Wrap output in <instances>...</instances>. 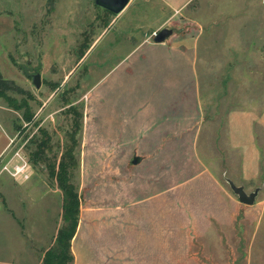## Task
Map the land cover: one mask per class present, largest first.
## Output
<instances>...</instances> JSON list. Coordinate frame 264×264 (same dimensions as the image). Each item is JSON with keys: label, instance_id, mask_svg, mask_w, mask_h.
I'll use <instances>...</instances> for the list:
<instances>
[{"label": "rangeland", "instance_id": "rangeland-1", "mask_svg": "<svg viewBox=\"0 0 264 264\" xmlns=\"http://www.w3.org/2000/svg\"><path fill=\"white\" fill-rule=\"evenodd\" d=\"M160 5L133 4L131 10L135 20H138L143 14L139 9L149 7V15L144 19L147 29L162 13L156 11ZM248 13L250 32L256 34L264 30V4L251 7ZM117 17L118 13L98 5L95 0H0V70L5 77H12L9 72L17 74V69L20 71L21 77L13 80L26 92L18 89L9 92L18 99L25 98L32 111V117L26 119L24 107L17 109L0 96V129H5L11 138L8 152L0 157V242L3 248L0 256L19 254L18 244L23 243L21 233L35 243L36 249L43 247L33 232L36 231L39 242L45 241L48 235L51 240L57 228L63 224V194L57 180L51 178L49 167L54 162L57 164L63 158L65 149L73 146L76 163L72 165L69 156L64 155V158L68 160L71 179L81 196L80 219L85 217L82 232L75 240L76 248H80L82 234L96 226H100L101 231H112L113 226L121 229L120 249H113V240H104V234L98 235L100 239L96 242L92 241L96 245L105 242L111 249L102 252L99 258H92L90 264L91 261L96 264H133L134 261L140 264L138 261H144L138 255L133 256V251L127 248L130 241L123 239V234L128 235L134 230L137 232L142 225L152 232L157 230L156 226L160 227L162 194L168 197L169 210L167 228L164 227L168 232L167 257L163 250V264L263 262V234H259L251 248V244L247 247L248 244L241 239V233L209 235L196 234L193 230L196 221L192 215L199 198L193 189L198 179H193V176L203 167L202 163L215 167L216 161L223 158L224 143L222 147L220 137L215 134L216 122L214 131L210 127V137L206 129L212 124L215 111L224 110L225 98L230 93L235 97L240 95L241 75L229 74L226 78L224 73L210 74L207 89H202V96L207 98H203L202 103L207 120L202 135L196 138L195 146L192 145V135L149 137L152 125L161 122L166 105H142L134 97L138 93L136 88L139 83L148 86L155 81L150 78L152 72L144 69L128 77L119 72L110 80L115 81V86L120 83H128V86L117 90L110 83L104 94L97 89V81L114 61L120 59L119 54L130 47L128 43L125 45V41L112 39L118 32H111L97 40L101 32L116 24ZM9 22L14 23L13 29L6 31ZM164 26L178 34L198 31V24L181 15L174 16ZM153 29L149 31L151 37L154 31H158ZM221 45L222 41H218V50ZM49 48L60 55L50 68H44L43 55ZM114 48L115 52L112 53ZM5 52L12 62L11 66L4 57ZM238 58L237 69L240 73L242 58ZM217 59L221 61L224 58ZM217 59V64H220ZM20 66H24L28 73ZM35 71L42 73L40 87L32 80L31 73ZM230 77L238 81L233 83L231 89ZM201 81L205 85L207 80ZM139 91L145 93L142 87ZM187 114L190 117L191 113ZM45 137L48 141L42 147L43 159L34 163L30 159L31 151L37 148L36 142ZM167 141L169 150L161 152ZM17 152H20L19 155ZM135 155L141 157L138 163L132 161ZM23 158L28 161V179L21 175L16 177L8 169H2L5 162L11 160L13 166ZM165 162L167 169L161 167ZM221 179L230 190L229 184L224 178ZM166 185L168 190L165 189ZM24 195L35 200H28L25 209L20 201ZM25 210H29L28 213ZM8 211L15 216L18 225ZM248 220L251 219L243 214L239 225L252 229L254 224ZM221 238L233 242L228 246L226 240L222 242ZM46 248L40 250L44 252ZM81 252L78 251V256L72 252V264H86L87 260ZM155 256L156 251L152 257ZM25 260L30 263L28 258ZM147 262H150L149 257Z\"/></svg>", "mask_w": 264, "mask_h": 264}, {"label": "crops", "instance_id": "crops-1", "mask_svg": "<svg viewBox=\"0 0 264 264\" xmlns=\"http://www.w3.org/2000/svg\"><path fill=\"white\" fill-rule=\"evenodd\" d=\"M133 4H145V6L161 4L156 11L162 13L157 17L154 25L146 29L144 19L149 15V7L139 9L143 14L141 13V19L135 20L133 10H131ZM259 4H264V0H157V2L150 3L129 0L124 9L118 13L117 25L113 24L114 27L111 26L112 28L101 32L97 39L100 41L101 37H107L111 32H118L112 39L117 42L118 40L125 41V45L128 43L130 46L127 51L119 54L120 59L114 61L113 65L97 81V89L102 91V94L105 88L109 89L107 87H110V83L114 84L113 87L115 86V81L110 79L119 72L127 77L132 73L142 72L144 69L152 72L153 76L150 75V78L155 81L148 86L139 83L140 85L136 88L138 93L134 97L142 105H156L154 103L166 105L164 114H161L163 116L160 118L161 122L152 125L149 137L153 135L165 137L192 135L194 137L192 145L195 146L196 138L202 135L207 120L202 111V103L204 99H207L202 96V89L204 87L207 89L206 84L210 81V74L220 72L224 73L226 78L229 74L241 75L240 95L235 97L230 93V96L225 98L224 110L215 111L213 114L215 116L211 119L212 124L206 129L207 136L210 137V131L213 130L214 122H216L215 134L220 137L221 146L224 143L223 158L216 161L215 167L202 163L203 167H200V170L193 176V179H198L193 189L194 194H198L199 198L192 218L196 221L194 233L209 235L219 233L238 235L241 233V239L248 244L247 247L251 244V248L259 234H263L264 243V30L256 34L251 33L248 18L249 9ZM176 15H181L198 24V31L191 34H178L173 31L166 40L155 41L153 36H150V28L154 27L153 30H159ZM13 25V22H9L6 31H11ZM115 27L117 28L113 30ZM218 41H222L220 50L217 49ZM59 55V52L56 53L49 48L43 55L44 68H50ZM4 57L11 66L12 62L6 52ZM220 57L224 59L219 61L217 58ZM238 57L242 58L240 73L237 69L240 62ZM216 59L220 64H217ZM8 74H12V77L6 78L19 79L21 77L18 69L17 74L10 72ZM201 79L207 80L205 85ZM236 82L238 81L230 79V89ZM128 85V83H123V85L120 83L114 88L122 90V87ZM140 87L145 90V93L139 91ZM155 91L158 93H154ZM186 112L191 113L190 117ZM186 131L189 132L186 134ZM10 141L9 133L5 129H0V157L8 152ZM163 146L161 152L165 153L169 150L168 141ZM161 167L167 169L168 164L165 162ZM221 177L228 184L226 177H230L237 184H243L248 193L259 186L260 190L255 203L246 205L240 202L232 188L228 190ZM161 181L163 182V176ZM167 185L166 190H168ZM161 199V224L159 228L156 226L155 232L150 229L148 231L147 226L142 225L137 232L134 230L128 235L123 234V239L130 241L127 248L133 251V256L138 255L144 260L138 261L140 264H163V250L166 251L164 255L167 257L168 232L164 227L167 228L169 217L168 197H163L162 194ZM28 200L35 202L30 196L20 197L24 209ZM27 211L29 210H25ZM8 214L16 222L15 216L9 211ZM243 214L251 219L248 221L254 224L252 229L239 225ZM83 219H85L84 216L80 219L77 234L72 241V252L78 256V251H82V257L87 260L86 264H90L89 261L92 258L93 260L99 258L102 252L111 249L105 245V242L102 245L92 242L100 239L98 235H106L104 240H113V249H120L122 243L119 227L113 226L112 231L109 229L101 231L99 230L101 227L96 226L82 234L78 250L75 240L82 232ZM144 221L145 219L142 222ZM58 229L59 227L57 232ZM35 232L32 234L36 236L39 245L43 243V247L40 248L48 247L44 249V252L40 248L36 249L35 243L21 233L23 243L18 244L19 256L16 253L7 257L0 256V264H42L43 257L53 245L57 232L53 234L51 240L48 235L43 242H39ZM94 234L97 235L93 237ZM225 240L228 246L233 242L228 238H221L222 242ZM48 241H50L49 244H47ZM14 248L16 249L17 245ZM2 249L0 242V251ZM154 251L157 256L152 257ZM147 257L150 262H147ZM159 257L160 260H158ZM25 258H28L30 263ZM152 259L154 260L151 261ZM91 263L96 264L93 261ZM133 264L137 262L134 261ZM256 264H264V261L261 260Z\"/></svg>", "mask_w": 264, "mask_h": 264}, {"label": "trees", "instance_id": "trees-1", "mask_svg": "<svg viewBox=\"0 0 264 264\" xmlns=\"http://www.w3.org/2000/svg\"><path fill=\"white\" fill-rule=\"evenodd\" d=\"M16 65L18 64L14 57L10 54ZM26 68L24 66H20ZM18 89L20 92H26L23 88L18 86L13 79L6 78L0 70V96L4 97L7 102L13 107L19 109L24 107L23 115L26 119L32 117V111L30 104L25 98L18 99L13 96L9 90ZM32 97V96H30ZM37 141V140H34ZM48 138H43L41 141H37V148L31 151L30 159L37 163L43 159L44 150L43 145L46 144ZM64 155L71 157L72 165L76 162L74 158V147L71 146L65 149L63 152V158L59 159V162L52 163L49 167L51 178L54 177L57 180L58 186L62 190L63 194V224L59 227L57 235L55 237L53 245L46 251L42 264H72L74 261V255L72 253V241L77 234L80 224L81 213V196L75 183L71 179V170L67 158Z\"/></svg>", "mask_w": 264, "mask_h": 264}, {"label": "water", "instance_id": "water-1", "mask_svg": "<svg viewBox=\"0 0 264 264\" xmlns=\"http://www.w3.org/2000/svg\"><path fill=\"white\" fill-rule=\"evenodd\" d=\"M95 2L98 5H101L102 7L112 12L119 13L124 9V7L127 5L129 0H95ZM171 34H172V29L168 26H164L160 28L158 31H156V33L153 35V39L157 42H161L166 40ZM31 76L33 83L37 87H40L42 84V73L40 71H35L31 73ZM140 158L141 157L139 155H135L132 161L134 163H138L140 161ZM226 180L229 182L233 192L238 196L240 202L246 205H252L255 203L260 190L259 186L248 193L243 184L235 183L230 177H226Z\"/></svg>", "mask_w": 264, "mask_h": 264}, {"label": "built area", "instance_id": "built-area-1", "mask_svg": "<svg viewBox=\"0 0 264 264\" xmlns=\"http://www.w3.org/2000/svg\"><path fill=\"white\" fill-rule=\"evenodd\" d=\"M156 33V31H154V34ZM18 155L20 152H17ZM21 157V155H20ZM22 158V157H21ZM27 165H28V161L23 158L21 160V162H17L15 164H13V166H11V160L5 162L3 164L2 169H8L9 171H11L12 175L18 177V176H23L25 178L29 177V173L27 172Z\"/></svg>", "mask_w": 264, "mask_h": 264}]
</instances>
